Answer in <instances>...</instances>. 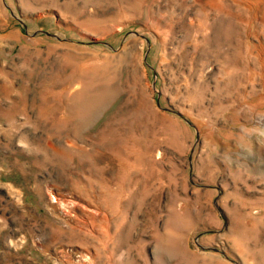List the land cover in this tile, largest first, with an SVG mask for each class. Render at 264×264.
I'll list each match as a JSON object with an SVG mask.
<instances>
[{"label": "rangeland", "instance_id": "1", "mask_svg": "<svg viewBox=\"0 0 264 264\" xmlns=\"http://www.w3.org/2000/svg\"><path fill=\"white\" fill-rule=\"evenodd\" d=\"M0 264H264V0H0Z\"/></svg>", "mask_w": 264, "mask_h": 264}, {"label": "water", "instance_id": "2", "mask_svg": "<svg viewBox=\"0 0 264 264\" xmlns=\"http://www.w3.org/2000/svg\"><path fill=\"white\" fill-rule=\"evenodd\" d=\"M41 33H43V34H45V35L53 36V35H50L49 33H44V32H41ZM35 34H36V33H35ZM35 34H32V35H30V36H35Z\"/></svg>", "mask_w": 264, "mask_h": 264}]
</instances>
